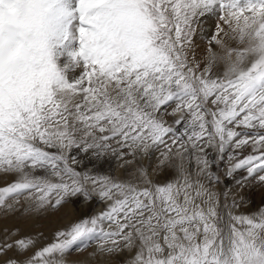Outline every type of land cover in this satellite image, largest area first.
<instances>
[{
    "label": "snow or ice",
    "instance_id": "1",
    "mask_svg": "<svg viewBox=\"0 0 264 264\" xmlns=\"http://www.w3.org/2000/svg\"><path fill=\"white\" fill-rule=\"evenodd\" d=\"M0 181L104 205L0 264H264V0H0Z\"/></svg>",
    "mask_w": 264,
    "mask_h": 264
},
{
    "label": "rangeland",
    "instance_id": "2",
    "mask_svg": "<svg viewBox=\"0 0 264 264\" xmlns=\"http://www.w3.org/2000/svg\"><path fill=\"white\" fill-rule=\"evenodd\" d=\"M215 17H213V22ZM210 27V29L213 28ZM104 174H111L115 178L126 179L128 172L121 169L118 166V162L111 161L110 164H106L101 170ZM130 171V170H129ZM223 171V166L221 168ZM159 179L163 180L161 176ZM2 183V181H0ZM247 189L245 192L247 193ZM249 198L252 201V210H255L260 205L261 193L259 189H254L251 193H248ZM104 207L102 202L92 201L87 207L83 206L79 199H73L69 203L64 204L59 210L52 212L49 210L47 213H33L26 216H18L9 213L4 215L3 210H0V230L4 228L19 229L21 236L36 235L42 233L45 238L50 239L55 231L68 226L75 220L79 219L82 215H91ZM2 234V232H0ZM94 247V245H93ZM90 250V249H89ZM86 252L76 253L72 252L68 257L71 261H74L78 256L80 258L86 257Z\"/></svg>",
    "mask_w": 264,
    "mask_h": 264
},
{
    "label": "bare ground",
    "instance_id": "3",
    "mask_svg": "<svg viewBox=\"0 0 264 264\" xmlns=\"http://www.w3.org/2000/svg\"><path fill=\"white\" fill-rule=\"evenodd\" d=\"M204 24H205V27L208 29V30H211L210 27H212L213 25V17H206L204 19ZM69 259V258H68ZM70 260V259H69ZM71 261V260H70Z\"/></svg>",
    "mask_w": 264,
    "mask_h": 264
}]
</instances>
